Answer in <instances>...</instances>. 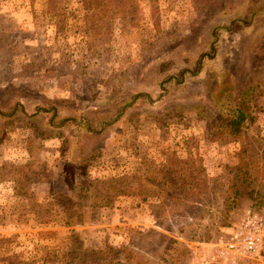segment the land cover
<instances>
[{
  "label": "rangeland",
  "instance_id": "rangeland-1",
  "mask_svg": "<svg viewBox=\"0 0 264 264\" xmlns=\"http://www.w3.org/2000/svg\"><path fill=\"white\" fill-rule=\"evenodd\" d=\"M221 101L253 131L214 134ZM93 180L107 198L66 226ZM248 210L264 219V0H0V264H222ZM237 264H264V228Z\"/></svg>",
  "mask_w": 264,
  "mask_h": 264
},
{
  "label": "trees",
  "instance_id": "trees-1",
  "mask_svg": "<svg viewBox=\"0 0 264 264\" xmlns=\"http://www.w3.org/2000/svg\"><path fill=\"white\" fill-rule=\"evenodd\" d=\"M137 97V96H135ZM134 97V98H135ZM219 113L222 115L221 118H219L218 120L215 121V124H213L212 126V130L214 134H219L221 137L223 136H227L229 138H238L243 134L252 132L254 127V122H255V118L253 116V113H248L245 112L239 108L236 107H229L226 105L225 101H221L220 103H218V106L216 108ZM53 112L52 114V118H55L56 115V109L55 108H50V110L46 111L43 109H38L36 111L37 112ZM50 119V120H51ZM62 122H65V120H62ZM58 124L59 126L62 125ZM61 137V135L59 136ZM246 175V172L243 170V168H237L236 169V173H234V179L238 182L240 179H242L243 176ZM128 182L127 184V188H123L120 189L117 184H116V180H112L111 181V187H107L106 192L107 193H115V195H123L126 193V191L124 189H127L129 191H135L136 189V184H135V177H126L125 178ZM130 179V180H129ZM125 180V181H126ZM129 180V181H128ZM245 181V179H244ZM96 183H98V181L93 180V181H86V182H79V183H74L72 185V195H71V201L69 203L63 204V206L61 207V211L63 213V223L66 226H74V225H81L82 224V212L80 211L81 209H86L89 207H96L98 205L95 204L96 200H93L95 197H102V199L104 200L105 198H107V196L104 194H99L96 195L95 194V188H96ZM20 187V189H23V184H19L18 185ZM234 186H236V184H234ZM236 189V187L234 188ZM93 190V194H92V199L90 198V191ZM14 191L15 194H19L20 192L18 190H15L14 187ZM238 191L235 190L234 193V197H236L238 195ZM92 200L94 202H92L90 205L89 200ZM103 206H107V204H103ZM77 214H76V213ZM176 234L178 235V232H176ZM171 242V240L169 239H165V243L166 242ZM173 243H175L173 241ZM109 253L113 252L112 248H108L107 249ZM169 250V247H166L164 249V252H167ZM70 255H68L67 258V262L66 264H79L82 263L83 260L82 259H87L89 257L93 258L95 261H100L102 259H105L107 257L105 251L103 250H95V251H89L87 249L85 250H81L80 253L75 254L73 252L69 253ZM125 258L124 260L129 263V264H138L137 262L135 263L134 261L137 259L136 256L137 254L134 253L133 251H131L130 249L126 250V254H125ZM76 259H78L77 262ZM163 262V261H162ZM140 263V262H139ZM118 264V263H117ZM141 264V263H140Z\"/></svg>",
  "mask_w": 264,
  "mask_h": 264
},
{
  "label": "built area",
  "instance_id": "built-area-1",
  "mask_svg": "<svg viewBox=\"0 0 264 264\" xmlns=\"http://www.w3.org/2000/svg\"><path fill=\"white\" fill-rule=\"evenodd\" d=\"M264 219L248 210L244 218L230 231L229 238L219 247L211 261L222 264H237L242 257L254 255L260 246Z\"/></svg>",
  "mask_w": 264,
  "mask_h": 264
}]
</instances>
